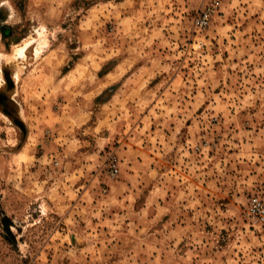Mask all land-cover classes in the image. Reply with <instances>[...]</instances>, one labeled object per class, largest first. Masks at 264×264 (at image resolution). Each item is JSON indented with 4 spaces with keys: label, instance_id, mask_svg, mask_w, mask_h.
I'll return each mask as SVG.
<instances>
[{
    "label": "rangeland",
    "instance_id": "obj_1",
    "mask_svg": "<svg viewBox=\"0 0 264 264\" xmlns=\"http://www.w3.org/2000/svg\"><path fill=\"white\" fill-rule=\"evenodd\" d=\"M207 5L0 0V264H264V0Z\"/></svg>",
    "mask_w": 264,
    "mask_h": 264
},
{
    "label": "built area",
    "instance_id": "obj_2",
    "mask_svg": "<svg viewBox=\"0 0 264 264\" xmlns=\"http://www.w3.org/2000/svg\"><path fill=\"white\" fill-rule=\"evenodd\" d=\"M226 0H208V5L202 11V13L196 18V23L200 27H206L210 24L214 15L218 12L221 5ZM119 169L117 168V164H112V175H117ZM246 215L248 217L250 226L256 229H260L263 232L264 239V197L256 195L252 197L250 200L247 209Z\"/></svg>",
    "mask_w": 264,
    "mask_h": 264
},
{
    "label": "trees",
    "instance_id": "obj_3",
    "mask_svg": "<svg viewBox=\"0 0 264 264\" xmlns=\"http://www.w3.org/2000/svg\"><path fill=\"white\" fill-rule=\"evenodd\" d=\"M11 225H12V222L10 220L9 217L3 215L2 217V227L4 229V232H5V237L8 241H10V239L13 237V233L11 231Z\"/></svg>",
    "mask_w": 264,
    "mask_h": 264
},
{
    "label": "crops",
    "instance_id": "obj_4",
    "mask_svg": "<svg viewBox=\"0 0 264 264\" xmlns=\"http://www.w3.org/2000/svg\"><path fill=\"white\" fill-rule=\"evenodd\" d=\"M129 173V172H128ZM122 179H123V177H122ZM161 179V178H160ZM161 231H163V230H161Z\"/></svg>",
    "mask_w": 264,
    "mask_h": 264
}]
</instances>
